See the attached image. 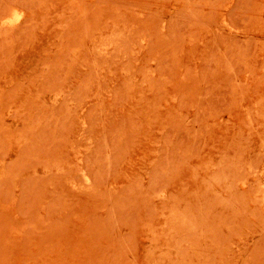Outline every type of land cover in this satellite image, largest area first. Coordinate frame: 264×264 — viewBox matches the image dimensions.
<instances>
[{
  "label": "rangeland",
  "instance_id": "rangeland-1",
  "mask_svg": "<svg viewBox=\"0 0 264 264\" xmlns=\"http://www.w3.org/2000/svg\"><path fill=\"white\" fill-rule=\"evenodd\" d=\"M0 264H264V0H0Z\"/></svg>",
  "mask_w": 264,
  "mask_h": 264
}]
</instances>
